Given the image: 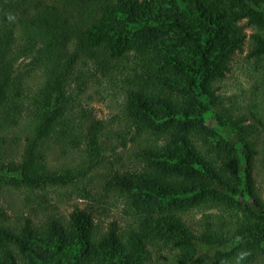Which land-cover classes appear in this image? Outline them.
I'll list each match as a JSON object with an SVG mask.
<instances>
[{
    "label": "trees",
    "instance_id": "1",
    "mask_svg": "<svg viewBox=\"0 0 264 264\" xmlns=\"http://www.w3.org/2000/svg\"><path fill=\"white\" fill-rule=\"evenodd\" d=\"M249 42L258 97L264 0H0V197L25 207L0 205V264L263 261L264 115L217 93ZM93 83L122 93L119 126L88 105ZM64 187L87 204L61 214L47 193Z\"/></svg>",
    "mask_w": 264,
    "mask_h": 264
},
{
    "label": "rangeland",
    "instance_id": "2",
    "mask_svg": "<svg viewBox=\"0 0 264 264\" xmlns=\"http://www.w3.org/2000/svg\"><path fill=\"white\" fill-rule=\"evenodd\" d=\"M256 29V27L247 26L245 28V31L248 33V39H250L251 33ZM257 30V29H256ZM249 46L250 42L247 43L244 47V51L240 52L234 57V59L231 62V68L230 71L227 73V76L218 83V94H221L224 100V106H231L234 103V106H236L235 112H247L248 115V121L251 122L253 119L251 118L249 109H256L255 107H258V110L262 115H264V92L263 95L256 97V88L258 85L257 80L261 78V73L255 72V65L252 63V61H247L245 57L247 56L249 52ZM39 75L37 72L32 73L30 85L32 87H35L39 83ZM91 89H88L87 95L89 99L88 105L93 109L94 114L102 118L104 120H110L112 119V124H114V127H117L121 124V122L124 119V116L122 114L121 105L123 104V95L122 93H119L118 91H111L109 90L108 86L103 84H96L93 83ZM256 102V103H255ZM111 121V120H110ZM207 124H211L212 120L210 117H207L206 120ZM226 134V132H224ZM110 143V142H109ZM262 143V142H260ZM261 148V154L258 156V160H256L255 163V176L257 179V183L260 187L264 189V148L263 144H260ZM119 153H127L128 151H123V148L119 145H116L115 152H107V156L112 155V162L113 166L108 165V169H116V168H124L127 166V160L124 158H119L117 154ZM78 153L72 152V154H65L66 156L54 154L52 160L56 164H72L74 162V159H77L78 161ZM114 154V155H113ZM130 166H134L133 164H130ZM108 171V170H107ZM110 171V170H109ZM19 192L18 190H15L11 187V189H8L5 187L4 191H2V195L0 197V205H2V208H5L9 216H15L17 214L16 208H25L23 205H20L19 203L23 199H19L18 197ZM47 196L50 200L53 202H58L59 205H57V209L61 214L68 213L72 210L73 205L81 204L82 206H85L87 204V201L85 199L80 198L74 188L72 187H64L59 188L58 191L50 190L47 193ZM115 198L113 199V201ZM116 202V201H115ZM13 203L14 206L12 207L10 204ZM47 203H44V205ZM116 207H112L109 211H113V213L118 215L119 209L124 207V202L121 201L120 198H118L117 202L115 203ZM194 214L199 218V212L194 211ZM102 221H107V217L102 214L101 215ZM258 264H264V260L261 261Z\"/></svg>",
    "mask_w": 264,
    "mask_h": 264
}]
</instances>
